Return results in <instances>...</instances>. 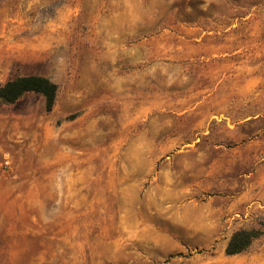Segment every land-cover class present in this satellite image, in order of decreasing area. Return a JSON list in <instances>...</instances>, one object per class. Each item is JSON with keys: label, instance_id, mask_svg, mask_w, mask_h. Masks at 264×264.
Instances as JSON below:
<instances>
[{"label": "rangeland", "instance_id": "rangeland-1", "mask_svg": "<svg viewBox=\"0 0 264 264\" xmlns=\"http://www.w3.org/2000/svg\"><path fill=\"white\" fill-rule=\"evenodd\" d=\"M30 74L0 264H264V0H0V86Z\"/></svg>", "mask_w": 264, "mask_h": 264}, {"label": "trees", "instance_id": "trees-1", "mask_svg": "<svg viewBox=\"0 0 264 264\" xmlns=\"http://www.w3.org/2000/svg\"><path fill=\"white\" fill-rule=\"evenodd\" d=\"M25 92L41 94L44 97L45 109L50 111L55 103L57 84L41 75L30 74L16 76L7 80L0 86V101L4 103H14ZM259 233L258 230L253 228H240L235 230L226 243L224 248L225 254L235 255L243 252Z\"/></svg>", "mask_w": 264, "mask_h": 264}]
</instances>
